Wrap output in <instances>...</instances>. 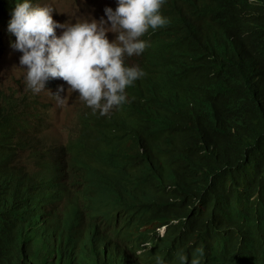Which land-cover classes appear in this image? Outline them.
Returning <instances> with one entry per match:
<instances>
[{
	"label": "clouds",
	"instance_id": "clouds-1",
	"mask_svg": "<svg viewBox=\"0 0 264 264\" xmlns=\"http://www.w3.org/2000/svg\"><path fill=\"white\" fill-rule=\"evenodd\" d=\"M51 1L0 5V60L12 51L26 75L14 82L0 76V112L4 106L18 111L16 122L0 128V252L17 250L21 238L38 248L40 235L48 245L59 244L41 209L46 202L45 212L52 210L58 220L50 194L66 176L61 222L70 211L67 193H84L89 219L82 230L91 229L99 247L103 240L119 244L140 263L160 248L180 253L182 264H264V186L251 176L226 180L221 210L229 223L221 246L191 223L180 239L164 240L168 226L149 237L142 236L145 229L129 236L115 192L141 185L152 167L163 170L183 159L197 135L210 136L228 155L239 152L242 114L264 103L255 65V54L264 60V3L249 0L239 8L237 0H99L97 20L64 23ZM230 4L249 25L242 43L229 41L223 53L234 55L243 72L240 79L215 70L210 77L217 87L240 80L256 97L239 98L232 114L222 112L231 94L220 104L183 94L168 104L148 102L150 90L163 80L200 78L190 46L210 31L184 9L210 5L225 12ZM163 30L167 38L158 34ZM136 90L146 95L138 98Z\"/></svg>",
	"mask_w": 264,
	"mask_h": 264
},
{
	"label": "trees",
	"instance_id": "trees-1",
	"mask_svg": "<svg viewBox=\"0 0 264 264\" xmlns=\"http://www.w3.org/2000/svg\"><path fill=\"white\" fill-rule=\"evenodd\" d=\"M257 1L264 3L263 0ZM2 2L0 0V5ZM248 2L237 0V5L241 8ZM184 11L193 16L192 21L199 23L206 32L210 31L209 36H198L197 42L190 46L195 57V72L200 78L194 83L173 81L170 78L163 80L150 90L147 101L168 104L173 97L183 94L188 98L203 97L212 104H220L231 94L223 103L222 112L232 114L237 109L239 98L247 101L256 95L246 90L240 80L234 86L217 87L210 75L215 70L235 73L238 79L241 78L243 65L234 55L224 53H228L225 47L229 41L242 43V34L249 23L243 16L234 13L231 4L225 12L210 5L193 6ZM158 34L167 38L168 30ZM255 62L264 83V60L255 54ZM136 95L140 98L146 93L144 90H136ZM7 110L8 106H4L0 112V128L17 121V109ZM238 136L242 148L237 154L228 155L210 136L197 135L183 159L170 163L163 170L152 167L138 187L116 189L129 236L141 235L139 231L145 229L142 236L149 237L150 234H156L157 229L168 226L164 240L180 239L191 223L202 236L214 238L221 246L223 226L229 223L228 217L221 210L223 196L227 191L226 180L231 178L235 183L236 176L241 174L253 177L258 185L264 186L262 101L247 115L242 114ZM80 193L78 190L67 193L71 200L70 211L63 223L58 216V245L46 244L40 235L38 248H31V240L21 238L23 242L17 250L0 252V259H3L0 264H182L180 253L164 252L160 248L155 250L153 257H145L140 263L119 244L107 243L103 248L97 246L91 229H88L87 234L82 230L83 222L89 219V215L84 214L87 212V203L82 197H76ZM76 202L83 203L78 206ZM197 204L203 211L196 213ZM175 222L178 224L174 225ZM98 225H102V222Z\"/></svg>",
	"mask_w": 264,
	"mask_h": 264
},
{
	"label": "rangeland",
	"instance_id": "rangeland-1",
	"mask_svg": "<svg viewBox=\"0 0 264 264\" xmlns=\"http://www.w3.org/2000/svg\"><path fill=\"white\" fill-rule=\"evenodd\" d=\"M99 0H52V5L57 10L60 19L65 23H74L76 21L94 18L97 20V3ZM63 31L60 32V35ZM14 54L12 51H8L7 54L0 60V76L8 79L9 82H14L15 80L24 79L23 71L20 68V60L14 59ZM60 79V78H59ZM55 84V83H54ZM56 86V85H55ZM63 84L60 83L59 90L57 93L61 96L60 91L62 89ZM21 89V86L16 87V89ZM52 92V91H51ZM69 96L70 93L66 92ZM55 213L52 211V214ZM57 213V212H56ZM59 216V215H58ZM54 217V216H53ZM42 218V216H41ZM44 223V222H43ZM58 223L59 221L54 218V222L48 224L52 228L53 235L55 237H59L58 235ZM45 237H43L44 239ZM57 241V240H56Z\"/></svg>",
	"mask_w": 264,
	"mask_h": 264
},
{
	"label": "bare ground",
	"instance_id": "bare-ground-1",
	"mask_svg": "<svg viewBox=\"0 0 264 264\" xmlns=\"http://www.w3.org/2000/svg\"><path fill=\"white\" fill-rule=\"evenodd\" d=\"M59 87H60V83H59V85H56L55 86V88H56V91H58L59 90ZM65 180H66V176H63V178H62V180H61V183L59 184V185H54L53 187H52V189H51V194H50V198H51V200L54 202V206L58 209V211H60V213L62 214V212H63V206L65 205V203H64V201L61 199L62 197H63V192L65 191V189H66V187H64V183H65ZM51 182H52V179H51ZM15 183V182H14ZM15 184H17V183H15ZM60 190H59V189ZM84 195V193H80V194H78L76 197L77 198H80V197H82ZM49 196V195H48ZM83 202H76V205H78V206H81V204H82ZM47 207H49L48 205H47V203L45 202L44 204H43V207H42V213H41V216H42V218L43 219H47V223L48 224H51V223H53L54 222V218H52L53 216H51V215H53L52 214V210L50 211H48V212H45V210L47 209ZM57 211V214L58 215H60L59 214V212ZM81 214V213H80ZM79 214V215H80ZM73 219H75V218H73ZM101 222V221H100ZM99 223V222H98ZM57 239H58V237H57ZM104 241H106V240H104ZM102 242V243H104L103 245H108L107 244V242ZM56 250V249H55ZM121 260V259H120ZM120 262V261H119ZM118 262V263H119Z\"/></svg>",
	"mask_w": 264,
	"mask_h": 264
}]
</instances>
